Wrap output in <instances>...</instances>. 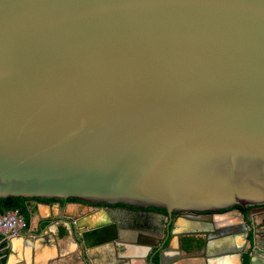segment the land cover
<instances>
[{"label":"water","instance_id":"obj_1","mask_svg":"<svg viewBox=\"0 0 264 264\" xmlns=\"http://www.w3.org/2000/svg\"><path fill=\"white\" fill-rule=\"evenodd\" d=\"M7 197L108 206L88 230L66 220L84 250L131 226L118 204L159 225L149 208L169 223L236 211L249 230L239 208L264 205V0H0Z\"/></svg>","mask_w":264,"mask_h":264},{"label":"flooded vegetation","instance_id":"obj_2","mask_svg":"<svg viewBox=\"0 0 264 264\" xmlns=\"http://www.w3.org/2000/svg\"><path fill=\"white\" fill-rule=\"evenodd\" d=\"M58 203L61 215L65 214L66 217L64 220L53 222H61L59 230L67 235L70 234L67 231L66 220L73 218L82 221L83 218H90V224L85 225L84 228L88 230L90 227L93 228L97 224L94 222L100 221L103 216V214H95V211L109 208L106 205H89L78 201L52 202L57 205ZM120 207L128 206H110L114 209V215L119 223L124 222L123 224H129L132 227H117L114 239L111 238L113 232L110 228L97 236L93 233L88 237L90 243L87 249L95 247V250L102 255V260L98 264H159L160 254L163 264H237L236 249L242 250V264H264V251L254 252L256 245L264 248V205L250 207L247 213L242 210L245 208H239L250 226L249 230L240 226L241 221L236 211L219 210L213 212L211 216L176 211L172 213L171 223H169L170 218L166 212L148 209L156 214L165 215L164 224L159 225L157 217H144L145 221L128 220L125 214L115 212ZM129 208L131 207L126 209ZM250 216L255 220V227L251 225ZM179 219L183 220L181 223L185 226H175L173 234L171 225L173 221H179ZM185 221H188V226ZM190 223H195V225H190ZM137 226L145 228L144 234L139 235ZM245 236L248 237V241L245 240ZM254 239L256 242L253 241ZM149 248L151 251L148 250ZM88 262L89 264L95 263L89 260Z\"/></svg>","mask_w":264,"mask_h":264},{"label":"crops","instance_id":"obj_3","mask_svg":"<svg viewBox=\"0 0 264 264\" xmlns=\"http://www.w3.org/2000/svg\"><path fill=\"white\" fill-rule=\"evenodd\" d=\"M28 207L31 215L27 228L0 237V264H84L80 261L84 253L90 255V262L100 263L102 255L95 247L84 250L59 230L61 222H53L66 216L61 215L57 204L31 200Z\"/></svg>","mask_w":264,"mask_h":264},{"label":"trees","instance_id":"obj_4","mask_svg":"<svg viewBox=\"0 0 264 264\" xmlns=\"http://www.w3.org/2000/svg\"><path fill=\"white\" fill-rule=\"evenodd\" d=\"M31 200L43 202V203H52V202H60L64 203L66 201H57L55 199H39V198H33V199H26L22 197H7V198H0V215L5 214L8 211H17L19 215H21L28 225L31 215V210L28 207V202ZM67 201H77L75 199H68ZM119 205V204H118ZM250 207H247L245 209H242L245 213L248 212ZM149 210H155V211H161L165 212L164 209H155V208H149ZM4 244L1 243V246Z\"/></svg>","mask_w":264,"mask_h":264},{"label":"built area","instance_id":"obj_5","mask_svg":"<svg viewBox=\"0 0 264 264\" xmlns=\"http://www.w3.org/2000/svg\"><path fill=\"white\" fill-rule=\"evenodd\" d=\"M27 228L23 217L17 211H8L0 215V237H9Z\"/></svg>","mask_w":264,"mask_h":264},{"label":"bare ground","instance_id":"obj_6","mask_svg":"<svg viewBox=\"0 0 264 264\" xmlns=\"http://www.w3.org/2000/svg\"><path fill=\"white\" fill-rule=\"evenodd\" d=\"M96 214V213H95ZM100 215V214H99ZM181 225V227H183V226H185V225H183L182 226V223H181V221L180 222H178V226H180ZM186 226H188V224H186ZM178 228V227H177ZM164 257H166V253H164Z\"/></svg>","mask_w":264,"mask_h":264}]
</instances>
